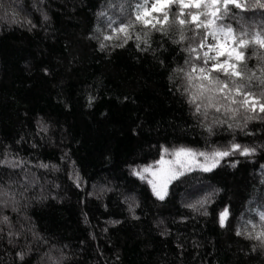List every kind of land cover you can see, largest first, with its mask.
<instances>
[{"label":"trees","instance_id":"16d2710c","mask_svg":"<svg viewBox=\"0 0 264 264\" xmlns=\"http://www.w3.org/2000/svg\"><path fill=\"white\" fill-rule=\"evenodd\" d=\"M15 2L0 0L5 5ZM33 3L19 0L17 6L18 13L36 25L31 31L3 18L6 9L0 7V145H10L12 152L31 160L28 166L40 178L21 201L23 216L10 209L2 210L4 214L17 227V221L30 222L49 239V246L67 245L62 249L67 264H264V253L251 252L249 241L235 234L238 225L244 227L255 217L252 209L264 210V153L247 159L234 156L239 160L235 168L189 173L170 185L166 202L152 195L146 181L130 174L129 165L158 159L162 144L169 149L205 147L207 134L169 81V72L183 64L185 53L171 41L161 48L158 33L153 37L155 54L139 52L134 41L102 51L89 33L108 0H43L47 21ZM253 51L247 50L249 67L258 63ZM89 94L96 97L91 106ZM38 117L49 125L47 133L38 134ZM262 127L251 122L254 135L237 139L262 143L264 134L255 131ZM228 138L219 132L208 143L223 144ZM3 151L0 147V158ZM37 161L56 164L59 170L36 168ZM73 164L83 177L80 188L69 179ZM41 184L45 198L36 199ZM214 188L221 191L206 206L208 216L181 206L182 200H196ZM125 196L135 197L136 218ZM224 205L230 206L231 216L222 229L216 214ZM181 215L189 219L180 221ZM159 220L164 224L157 227ZM165 226L169 235L162 236ZM7 240L5 231L0 264H12ZM178 242L184 244L182 252Z\"/></svg>","mask_w":264,"mask_h":264},{"label":"snow or ice","instance_id":"6c2138e0","mask_svg":"<svg viewBox=\"0 0 264 264\" xmlns=\"http://www.w3.org/2000/svg\"><path fill=\"white\" fill-rule=\"evenodd\" d=\"M42 4L43 0H34L32 7L40 12L43 21H47L48 15ZM17 6L19 0L15 4H0L6 9L3 18L27 25L31 31L36 25L27 15L21 16ZM8 12L11 16L7 15ZM157 33L161 37V48L171 41L185 53L183 64L172 67L169 72V81L175 83V90L188 105L190 116L207 134L202 149L185 145L169 149L162 144L158 159L143 165H129L130 174L146 181L152 195L166 202L171 195L170 185L186 179L187 174L196 171L214 173L224 166L235 168L239 160L233 159L234 156L247 159L258 151L264 153V142L254 140L246 144L237 139L241 134L254 135L250 130L251 122L264 125V0H251L250 3L244 0H119V3L108 0L97 12V27L89 33V39H96L102 51L122 48L134 41L139 52L155 54L153 37ZM249 48L254 49L253 56L258 61L254 67L248 65ZM160 63L163 65L164 61ZM44 72L48 73V69L45 68ZM177 77L180 78L178 83ZM87 99L91 106L96 97L89 94ZM36 126L38 134L49 130L43 118H37ZM255 131L264 134V127ZM219 132L229 138L223 144H209L208 139ZM23 140L21 136L16 144ZM0 147L4 149L0 158V239L6 231L7 242L12 247V264H67L69 257L62 250L67 245L58 247L52 243L49 246V239L36 231L30 222L17 221V227L2 211L10 209L23 216L21 201L27 200L26 194L40 183V178L28 166L32 164L31 160L12 152L10 145ZM65 158L61 157L62 160ZM34 166L52 172L59 170L56 164L40 161ZM261 170L264 171V164ZM69 179L77 188L82 187L83 177L74 164L69 170ZM40 186L42 193L36 199L45 198V189L42 184ZM220 191V188H214L196 200H182L181 206L195 214L208 216L206 206ZM123 199L129 213L136 218L138 204L135 197L125 196ZM23 207L26 208L27 203ZM252 211L256 213L255 217L244 227L238 225L235 234L249 241L251 252L264 253V210ZM230 216L229 205L217 212L216 222L220 228L227 226ZM188 219L186 215L179 216L180 221ZM110 223L119 224L120 221ZM156 224L160 227L164 221L159 220ZM160 234L169 235L168 228H162ZM176 247L182 252L184 244L178 242ZM37 254V260L33 261V255Z\"/></svg>","mask_w":264,"mask_h":264},{"label":"rangeland","instance_id":"374dc122","mask_svg":"<svg viewBox=\"0 0 264 264\" xmlns=\"http://www.w3.org/2000/svg\"><path fill=\"white\" fill-rule=\"evenodd\" d=\"M150 187V186H149ZM151 190V189H150Z\"/></svg>","mask_w":264,"mask_h":264}]
</instances>
